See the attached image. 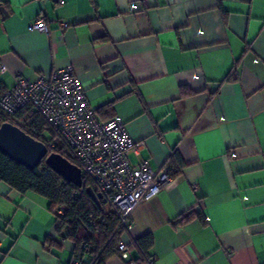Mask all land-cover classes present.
I'll use <instances>...</instances> for the list:
<instances>
[{"label":"crops","instance_id":"obj_1","mask_svg":"<svg viewBox=\"0 0 264 264\" xmlns=\"http://www.w3.org/2000/svg\"><path fill=\"white\" fill-rule=\"evenodd\" d=\"M0 7L3 86L70 67L97 118L120 117L153 169L174 153L170 184L134 208L122 233L135 259L134 240L150 234L154 264H264V0ZM39 16L48 32L29 29ZM190 213L199 216L178 225ZM72 248L44 196L0 182V264H70Z\"/></svg>","mask_w":264,"mask_h":264},{"label":"built area","instance_id":"obj_2","mask_svg":"<svg viewBox=\"0 0 264 264\" xmlns=\"http://www.w3.org/2000/svg\"><path fill=\"white\" fill-rule=\"evenodd\" d=\"M133 7L138 9L136 4ZM29 29L44 33L49 30L43 16L34 19ZM5 69V65L0 66V71ZM26 108L36 111L71 150L82 175L93 180L101 200L117 215L122 232L129 230L134 208L170 184L164 168L169 159L161 169H153L140 156L144 142L130 139L120 117L97 118L82 83L70 67L56 69L48 77L40 75L34 81L17 75L12 87L0 94V109L14 118ZM22 124L37 135L29 119ZM130 153L138 156L135 164L129 159ZM131 245L122 240L118 243L121 264H154L152 258L145 262L136 260L131 255ZM227 255L231 252L227 251Z\"/></svg>","mask_w":264,"mask_h":264},{"label":"trees","instance_id":"obj_3","mask_svg":"<svg viewBox=\"0 0 264 264\" xmlns=\"http://www.w3.org/2000/svg\"><path fill=\"white\" fill-rule=\"evenodd\" d=\"M230 74V73H229ZM229 77V75H228ZM6 89L0 80V94ZM183 94L189 93L183 89ZM29 119L36 129L37 135L24 129L23 120ZM109 119V118H107ZM105 120V119H103ZM8 121L19 126L25 133L32 135L38 141H42L49 153L56 152L67 158L77 166V160L71 150L61 142L57 132L33 110L25 109L14 118L8 117L0 109V126ZM54 144L50 147V144ZM174 153L165 165L167 174L172 170ZM83 185L76 188L72 183L63 180L54 170L50 169L45 159L32 170L10 160L0 152V182L8 183L12 188L22 193L34 192L44 196L49 205V210L55 217L56 235L73 243V259L70 264H106L109 257L117 254V245L122 240V230L118 226V217L100 200L101 206L94 202L85 191L86 187H92L96 192V186L92 179L82 175ZM199 216L190 213L179 219L178 225L187 223L191 218ZM202 220L206 218L202 216ZM45 242L52 243L51 238ZM141 255L136 260L145 262L150 247L153 245V236L146 234L137 239Z\"/></svg>","mask_w":264,"mask_h":264},{"label":"water","instance_id":"obj_4","mask_svg":"<svg viewBox=\"0 0 264 264\" xmlns=\"http://www.w3.org/2000/svg\"><path fill=\"white\" fill-rule=\"evenodd\" d=\"M0 13L4 9L0 7ZM0 152L13 162L32 170L45 159L46 165L54 170L63 180L72 183L76 188L82 187L83 179L81 168L71 163L67 158L56 152L49 153L47 146L25 133L19 126L8 121L0 126ZM85 191L92 197L95 203L101 206V194L86 187Z\"/></svg>","mask_w":264,"mask_h":264}]
</instances>
